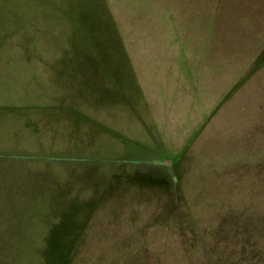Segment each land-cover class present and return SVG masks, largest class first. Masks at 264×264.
I'll list each match as a JSON object with an SVG mask.
<instances>
[{"label":"rangeland","instance_id":"obj_1","mask_svg":"<svg viewBox=\"0 0 264 264\" xmlns=\"http://www.w3.org/2000/svg\"><path fill=\"white\" fill-rule=\"evenodd\" d=\"M0 264H264V0H0Z\"/></svg>","mask_w":264,"mask_h":264}]
</instances>
